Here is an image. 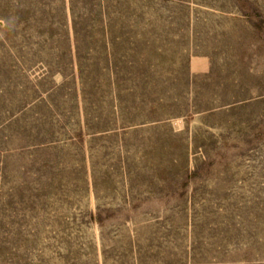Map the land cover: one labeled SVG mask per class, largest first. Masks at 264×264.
Returning <instances> with one entry per match:
<instances>
[{
    "label": "rangeland",
    "instance_id": "1",
    "mask_svg": "<svg viewBox=\"0 0 264 264\" xmlns=\"http://www.w3.org/2000/svg\"><path fill=\"white\" fill-rule=\"evenodd\" d=\"M0 264H264V0H0Z\"/></svg>",
    "mask_w": 264,
    "mask_h": 264
}]
</instances>
